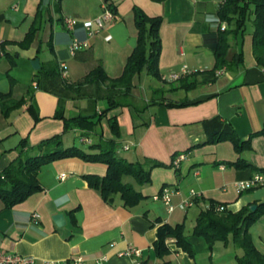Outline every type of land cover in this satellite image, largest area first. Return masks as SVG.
<instances>
[{
  "label": "crops",
  "instance_id": "obj_1",
  "mask_svg": "<svg viewBox=\"0 0 264 264\" xmlns=\"http://www.w3.org/2000/svg\"><path fill=\"white\" fill-rule=\"evenodd\" d=\"M224 1L0 0V172L17 158L22 143L34 147L58 138L63 148L85 150L101 139L114 141L118 158L124 153L127 157L121 159L141 164L149 173L147 184L123 178L143 198L128 209L119 197L106 203L89 185V176L106 175V165L75 157L48 162L38 174L42 191L12 209L0 201V254L57 262L78 258L81 264H237L231 241L210 244L192 229L199 214L211 207L237 213L264 206V187L242 194L234 187L264 173V68L252 55L253 18L244 33L229 36L220 76L189 77L195 82L190 86L183 83L185 77L169 79L184 66L198 72L215 68L220 33L228 28L218 18ZM103 5L111 8L114 21L98 33L87 32L83 23L96 19ZM134 9L161 19V79L144 71L134 75L128 106L107 111L105 99L63 101L35 88L60 65L67 68V84L82 80L95 66L111 80L120 78L137 46ZM67 18L76 22L71 30L63 22ZM75 41L86 47L71 55ZM34 59L37 70L30 64ZM1 98L18 106L4 114ZM174 103L184 106L168 105ZM80 118L92 124L88 131L77 125ZM216 118L230 124L235 138L249 140V148L237 152L226 139L208 144L204 122ZM112 119L118 136L110 128ZM178 155L184 159L174 168ZM163 191L170 195L167 205L153 199ZM261 212L247 233L264 255ZM58 215L64 220L59 227L53 221ZM163 225L184 226L189 252L169 239L168 255L156 256L154 243ZM128 247L141 256L118 257Z\"/></svg>",
  "mask_w": 264,
  "mask_h": 264
},
{
  "label": "trees",
  "instance_id": "obj_2",
  "mask_svg": "<svg viewBox=\"0 0 264 264\" xmlns=\"http://www.w3.org/2000/svg\"><path fill=\"white\" fill-rule=\"evenodd\" d=\"M253 16L252 51L254 59L259 67L264 68V0H225L218 11V18L225 22L228 28L220 33V42L215 49L214 55L216 66L210 72H195L185 77L183 83L194 85L189 77L206 75L209 80L216 77L225 65V55L228 48V38L237 32L244 33L246 22ZM135 26L137 29V46L132 55L127 59L122 76L116 80L109 79L101 68L95 66L82 80L75 84H67L60 76V71L51 76H46L39 88L54 95L60 100H76L81 98L105 99L108 101V110L128 106V98L134 75L143 72L155 79H161L158 70V58L160 53V40L158 29L161 24L160 18H149L142 11L134 9ZM240 55L238 56V58ZM82 61H85L82 59ZM181 80V81H182ZM180 81V80H179ZM177 82V81H176ZM1 106L4 114L18 106L12 100L4 101L1 98ZM169 106L182 107L183 103L168 104ZM81 129L88 131L92 124L84 118L77 121ZM208 144L230 140L237 152L249 148V140L243 142L235 138L233 128L228 123L212 119L204 122ZM110 128L118 136L117 124L110 120ZM117 144L111 140H99L89 145L87 150L70 147L63 148L59 139L44 141L34 147L22 143L18 148V156L11 164L0 172V201L5 209H12L26 201L30 196L42 191L38 181V174L42 166L63 158L75 157L86 162L101 163L106 165L107 172L103 178L89 176V185L100 193L106 203H112L114 197H119L121 204L133 209L143 199L141 194L133 187L125 184L123 178L130 177L138 184L149 182V173L141 164H132L116 156ZM264 206L251 212L243 208L237 213L218 211L211 207L202 211L196 219L192 229L195 236H203L210 244L215 242L231 243L239 250L236 256L237 264H264V255H261L253 246L248 232L249 227L256 222V218L262 213ZM174 239L178 247L189 252L186 242L184 226L170 227L160 226L157 231V240L154 243V252L157 257L168 255L166 241Z\"/></svg>",
  "mask_w": 264,
  "mask_h": 264
},
{
  "label": "built area",
  "instance_id": "obj_3",
  "mask_svg": "<svg viewBox=\"0 0 264 264\" xmlns=\"http://www.w3.org/2000/svg\"><path fill=\"white\" fill-rule=\"evenodd\" d=\"M115 19L111 8H109L106 5L102 6V12L101 14L94 20H90L87 22L83 23V27L87 32H97L101 31L106 25H108L109 23H112ZM65 23V26L68 30H71L74 25L76 24V22L72 19L69 20V18L65 19V21H63ZM225 28L224 26H222L221 29ZM106 39H109L108 37ZM86 45L79 43V42H73L71 47H70V54L74 55L77 51L81 50L82 48H85ZM181 73L179 75H171L169 77V79L171 81H177L180 78L183 77H187L190 75L195 74V72L197 73L198 71L196 70H189L186 66H184L181 69ZM221 72H217L216 76H220ZM67 68L65 65H60V76L62 79L66 80L67 79ZM184 159L183 155H178L174 161H173V166L174 168H177L179 163ZM64 176H61V179H63ZM235 190L237 194H242L245 191H249L255 188H260V187H264V173L255 175L254 177H252L249 180L246 181H239L236 182L234 184ZM168 191H163L162 193L155 195L153 197V199L155 201H161L164 204H169L170 201V195L167 193ZM192 196H195L196 194L191 192ZM184 206H189L190 203L189 202H185L183 204ZM218 211H223L224 209L218 208ZM34 219L38 218V215H33ZM141 256V252L135 248L132 247H128L125 251L121 252L120 254H118V257H127V258H132V257H140ZM82 260L78 259V258H74V259H69V260H65V261H38L32 257H27V256H20V255H3L0 254V264H81ZM135 264H139L137 262H135Z\"/></svg>",
  "mask_w": 264,
  "mask_h": 264
},
{
  "label": "water",
  "instance_id": "obj_4",
  "mask_svg": "<svg viewBox=\"0 0 264 264\" xmlns=\"http://www.w3.org/2000/svg\"><path fill=\"white\" fill-rule=\"evenodd\" d=\"M31 66L33 67V69L37 70L39 67V61L38 59H34L32 61H30ZM250 211H254L256 209V206H250ZM53 221L56 224L57 227H59L62 223H64L63 217L58 215V216H54L53 217Z\"/></svg>",
  "mask_w": 264,
  "mask_h": 264
},
{
  "label": "rangeland",
  "instance_id": "obj_5",
  "mask_svg": "<svg viewBox=\"0 0 264 264\" xmlns=\"http://www.w3.org/2000/svg\"><path fill=\"white\" fill-rule=\"evenodd\" d=\"M252 18H253V16H251V19H252ZM248 27L251 28V22H248V23H247V28H248ZM151 80H153V82L155 83L154 79L151 78ZM83 148H85V147L83 146ZM119 157H120V158H126L127 156H126V154L123 153V154H121ZM236 252H237V254L240 253L239 250H237V249H236ZM233 264H235V263L233 262Z\"/></svg>",
  "mask_w": 264,
  "mask_h": 264
}]
</instances>
